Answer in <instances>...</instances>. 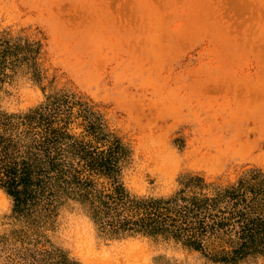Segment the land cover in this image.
Masks as SVG:
<instances>
[{
    "label": "rangeland",
    "instance_id": "1",
    "mask_svg": "<svg viewBox=\"0 0 264 264\" xmlns=\"http://www.w3.org/2000/svg\"><path fill=\"white\" fill-rule=\"evenodd\" d=\"M10 169L0 264H264V0H0Z\"/></svg>",
    "mask_w": 264,
    "mask_h": 264
},
{
    "label": "trees",
    "instance_id": "2",
    "mask_svg": "<svg viewBox=\"0 0 264 264\" xmlns=\"http://www.w3.org/2000/svg\"><path fill=\"white\" fill-rule=\"evenodd\" d=\"M14 171V172H13ZM8 175H4L3 173H0V185L3 187H7L9 192L14 196L15 200H18V185L21 183L22 178L18 176V172H16L15 169H10V171H7ZM3 174V175H2ZM19 178L21 181H19ZM245 243H243L237 251H240L242 248H244Z\"/></svg>",
    "mask_w": 264,
    "mask_h": 264
},
{
    "label": "clouds",
    "instance_id": "3",
    "mask_svg": "<svg viewBox=\"0 0 264 264\" xmlns=\"http://www.w3.org/2000/svg\"><path fill=\"white\" fill-rule=\"evenodd\" d=\"M3 193L2 191H0V196H2ZM14 208V201L11 200V198H9V205L7 208H0V217H4V216H10L12 214V209Z\"/></svg>",
    "mask_w": 264,
    "mask_h": 264
},
{
    "label": "bare ground",
    "instance_id": "4",
    "mask_svg": "<svg viewBox=\"0 0 264 264\" xmlns=\"http://www.w3.org/2000/svg\"><path fill=\"white\" fill-rule=\"evenodd\" d=\"M5 195L3 194L2 196H0V203H3V200H5Z\"/></svg>",
    "mask_w": 264,
    "mask_h": 264
}]
</instances>
